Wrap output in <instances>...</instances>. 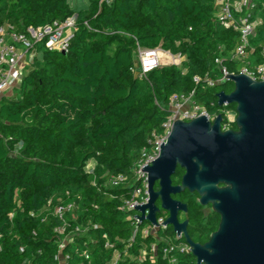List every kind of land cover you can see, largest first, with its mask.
<instances>
[{
	"label": "trees",
	"instance_id": "1",
	"mask_svg": "<svg viewBox=\"0 0 264 264\" xmlns=\"http://www.w3.org/2000/svg\"><path fill=\"white\" fill-rule=\"evenodd\" d=\"M252 2L262 24L247 56L237 58L239 31L218 20L219 0H86L81 8L71 0H0V26L25 31L73 15L78 25L68 52L38 45L22 81L0 99V264L58 263L59 222L45 209L67 192L79 206L68 220L88 226L63 247L67 264H104L112 255L106 240L119 250V264H197L189 250L163 253L158 237L175 238L172 227L131 239L129 212L121 206L140 184L135 168L144 150L164 134L171 95L194 91L198 103L223 114V126V110L236 111L234 103H217L218 92L230 93L234 83L220 80L216 59L234 73L264 62V0ZM139 47L169 50L181 63L160 65L141 78L132 69ZM235 125L231 121L229 128ZM182 172L176 171L174 184ZM118 174L126 181L106 184ZM173 197L187 204L191 238L206 242L219 215L205 210L196 192ZM151 242L154 260L141 259ZM172 256L176 263L169 262Z\"/></svg>",
	"mask_w": 264,
	"mask_h": 264
},
{
	"label": "water",
	"instance_id": "2",
	"mask_svg": "<svg viewBox=\"0 0 264 264\" xmlns=\"http://www.w3.org/2000/svg\"><path fill=\"white\" fill-rule=\"evenodd\" d=\"M227 80L234 89L218 92L217 103L236 104L237 129H223L221 113L213 121L205 115L173 121L158 155L141 166L149 199L134 205L140 213L134 216L158 225L157 215L166 211L161 223L185 239L197 264H264V80L244 73L227 74ZM178 166L184 173L174 184ZM184 190L198 193L199 203L220 215L204 243L194 241L189 221L178 218L188 207L173 195Z\"/></svg>",
	"mask_w": 264,
	"mask_h": 264
},
{
	"label": "built area",
	"instance_id": "3",
	"mask_svg": "<svg viewBox=\"0 0 264 264\" xmlns=\"http://www.w3.org/2000/svg\"><path fill=\"white\" fill-rule=\"evenodd\" d=\"M219 4L220 10L217 18L224 26H233L239 31V42L235 48V55L237 58H245L248 53L247 48L250 44V37L256 28L262 24V17L260 15L253 16L252 0H219ZM77 30L78 25L75 15L61 21L55 20L51 24L38 28L28 27L25 31H18L9 23L0 26V99L6 94H10L22 81L26 68L34 63L38 45H43L49 50H58L66 53L70 49L71 42ZM262 51L264 53V47ZM174 56L175 54L169 50H163L160 47H139L137 54L138 63L132 69L139 77L143 78L152 69L172 61ZM216 62L220 65L221 81L226 80L227 74L234 73L229 71L220 59H216ZM238 73L247 74L253 79L264 80V62L254 67L243 65ZM194 80L199 82L201 78L196 76ZM207 82L210 85L214 83L211 79H207ZM169 111V115L163 122L164 134L156 138L150 150H144L143 156L136 165L135 172L140 184L134 189L131 198L127 199L121 206V209L129 212L126 218L131 221L133 228L131 239L138 232L143 236H148L150 234H157L159 230L168 228V226L161 223L167 218L164 214L159 213L157 215L158 225L152 224L148 220L140 221L138 217L134 216V214H140L134 205L147 203L149 199L147 174L141 169V166L151 164V159L158 155L159 143L166 140L173 121L178 119L189 121L200 115H205L213 121L217 114H219L216 112L212 113L206 106L198 103L195 99L194 91L171 95L169 99ZM223 111L227 121L224 126L222 123V127L226 129L229 128V123L235 120L236 116L232 117L231 115L232 113L235 115L236 111L227 109ZM91 168H89L88 163V169ZM126 179L127 176L125 174L112 175L106 184L111 187H116L126 181ZM51 204L52 199L49 200L47 209L45 210L51 212L58 220L59 223L55 226V231L62 239L59 244V253L56 255V259L58 260L57 264H67L68 256H63V247L73 240L75 234L86 232L88 226L82 224L72 226V223L68 220V216L75 213L79 207L78 203L74 199H71L70 192L66 193L65 198L58 197L52 210L49 208ZM31 215L34 216L35 213L33 212ZM71 226L72 228L69 230ZM174 237L165 235L158 237V241L165 243L162 248L165 255L168 256V254L175 250L190 251L186 241L184 244H181L175 240L181 238V235L175 233ZM150 244L149 249L143 248L141 250V259L149 257L150 260H154V254L151 252L155 251L156 242H151ZM105 246L112 250V255L104 264H119L121 256L119 250L114 248L113 243L109 240L105 241ZM84 256L86 259H89V253L87 251H84ZM169 262L176 263V256L169 257Z\"/></svg>",
	"mask_w": 264,
	"mask_h": 264
},
{
	"label": "flooded vegetation",
	"instance_id": "4",
	"mask_svg": "<svg viewBox=\"0 0 264 264\" xmlns=\"http://www.w3.org/2000/svg\"><path fill=\"white\" fill-rule=\"evenodd\" d=\"M232 129H237V125H235V127L234 128H232ZM182 169L183 170V172H182V175H183V173H184V169L183 168H181L180 166H178L177 167V169H176V171L178 170V169ZM176 171H175V173L172 175V177L174 176V175H176ZM171 177V178H172ZM181 179H182V176H181ZM173 182V181H172ZM179 184V183H178ZM158 188V185L156 184V189ZM175 195V194H174ZM173 195V196H174ZM174 198V197H173ZM157 204H159L160 205V200H157ZM206 209L205 210H208V209H211L212 210V208H211V206L210 205H207V206H204ZM160 213H162V214H164V215H166V217H168V213L166 212V211H164V210H162ZM187 214V212H179V214H178V218H179V220L180 221H184V220H188V219H185L184 217H185V215ZM219 215V214H218ZM219 217H220V215H219ZM184 218V219H183Z\"/></svg>",
	"mask_w": 264,
	"mask_h": 264
},
{
	"label": "rangeland",
	"instance_id": "5",
	"mask_svg": "<svg viewBox=\"0 0 264 264\" xmlns=\"http://www.w3.org/2000/svg\"><path fill=\"white\" fill-rule=\"evenodd\" d=\"M180 63H181V58H180V56L177 55V54H175L173 60L170 61V62H166L165 65H170V64L179 65ZM28 68H29V66H28L26 69H28ZM16 93H17V90H16ZM231 116L234 117V116H236V114L233 115V113H232ZM93 165H94V162H93V161H90V162H89V168H91Z\"/></svg>",
	"mask_w": 264,
	"mask_h": 264
},
{
	"label": "crops",
	"instance_id": "6",
	"mask_svg": "<svg viewBox=\"0 0 264 264\" xmlns=\"http://www.w3.org/2000/svg\"><path fill=\"white\" fill-rule=\"evenodd\" d=\"M71 3L74 7H84L86 6V0H71Z\"/></svg>",
	"mask_w": 264,
	"mask_h": 264
}]
</instances>
